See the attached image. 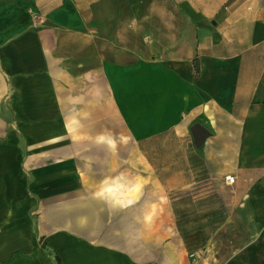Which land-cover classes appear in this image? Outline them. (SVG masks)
<instances>
[{"label":"crops","instance_id":"1","mask_svg":"<svg viewBox=\"0 0 264 264\" xmlns=\"http://www.w3.org/2000/svg\"><path fill=\"white\" fill-rule=\"evenodd\" d=\"M195 160L227 212L200 255ZM7 204L0 264H264V0H0Z\"/></svg>","mask_w":264,"mask_h":264},{"label":"rangeland","instance_id":"2","mask_svg":"<svg viewBox=\"0 0 264 264\" xmlns=\"http://www.w3.org/2000/svg\"><path fill=\"white\" fill-rule=\"evenodd\" d=\"M195 148L198 149L199 147L195 146ZM191 163L194 166V171L188 177L190 185L187 189L170 195L171 199H175L172 200L171 209L176 218V225L187 247L190 251L200 255L203 247L209 241H212V243L219 242L222 247L228 246L218 240L217 233L227 212L223 209L219 197L213 190L209 176L201 170L196 160ZM222 181L225 183L224 178ZM224 185L230 190L234 186V184L227 185L226 183ZM10 207L11 205L8 204L5 206L0 205V212L9 215L8 212L11 210L8 209ZM39 209L38 205L30 212L34 213V217H37ZM7 218L9 217L7 216ZM6 221H1L0 224L6 223ZM227 254L224 253L223 257H226Z\"/></svg>","mask_w":264,"mask_h":264},{"label":"built area","instance_id":"3","mask_svg":"<svg viewBox=\"0 0 264 264\" xmlns=\"http://www.w3.org/2000/svg\"><path fill=\"white\" fill-rule=\"evenodd\" d=\"M224 181L227 185H232L234 183V178L232 176H225ZM188 257L191 260V264H197L195 254L191 253Z\"/></svg>","mask_w":264,"mask_h":264},{"label":"water","instance_id":"4","mask_svg":"<svg viewBox=\"0 0 264 264\" xmlns=\"http://www.w3.org/2000/svg\"><path fill=\"white\" fill-rule=\"evenodd\" d=\"M193 132H195L198 135H203L204 131H202L199 127H194Z\"/></svg>","mask_w":264,"mask_h":264}]
</instances>
